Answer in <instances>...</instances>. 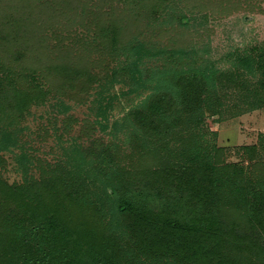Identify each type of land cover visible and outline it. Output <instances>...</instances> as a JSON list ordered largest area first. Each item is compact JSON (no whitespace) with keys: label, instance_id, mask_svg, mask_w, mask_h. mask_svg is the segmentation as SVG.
<instances>
[{"label":"trees","instance_id":"obj_1","mask_svg":"<svg viewBox=\"0 0 264 264\" xmlns=\"http://www.w3.org/2000/svg\"><path fill=\"white\" fill-rule=\"evenodd\" d=\"M184 18L178 21L189 27ZM146 44L131 39L113 72L141 100L113 122L112 133L133 142L140 162L164 168L147 170L151 179L140 185L137 171L113 165L117 150L70 143L59 159L38 164L21 150L24 181L4 184L20 205L0 213V264H264V163L245 170L226 161L207 125L215 115L264 108V40L234 50L223 65L192 45L162 49V66L149 67L146 56L160 48ZM48 90L1 102L0 151L20 146L24 108ZM155 173L168 175L176 191L155 184ZM171 202L188 203L190 213L171 211Z\"/></svg>","mask_w":264,"mask_h":264},{"label":"rangeland","instance_id":"obj_2","mask_svg":"<svg viewBox=\"0 0 264 264\" xmlns=\"http://www.w3.org/2000/svg\"><path fill=\"white\" fill-rule=\"evenodd\" d=\"M182 15L189 27L178 21ZM136 37L160 48L146 56L149 67L162 63V49L192 45L203 59L223 65L234 50L264 40V0H0V104L17 103L25 90L49 89L44 101L24 108L20 146L0 151L3 217L19 211L20 202L4 184L14 187L24 181L16 160L23 149L36 164L59 159L65 153L61 146L70 143L117 150L119 161L113 165L137 171L140 185L151 179L144 175L147 170L164 168L140 162L133 142L112 133L113 122L141 100L123 74L113 80L124 47ZM207 125L217 132L216 144L226 149L223 159L245 170L264 163V108L235 117L215 115ZM253 145L257 148L251 152L244 148ZM32 171L38 174L35 164ZM153 179L168 193L176 191L168 175L155 173ZM186 204L171 202L170 209L183 216L190 213ZM178 236H173L176 242Z\"/></svg>","mask_w":264,"mask_h":264}]
</instances>
